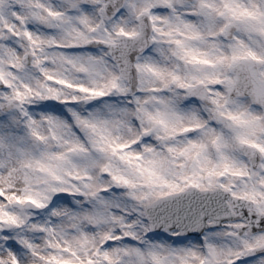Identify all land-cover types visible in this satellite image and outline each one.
<instances>
[{
    "label": "snow or ice",
    "instance_id": "1",
    "mask_svg": "<svg viewBox=\"0 0 264 264\" xmlns=\"http://www.w3.org/2000/svg\"><path fill=\"white\" fill-rule=\"evenodd\" d=\"M0 264H264V0H0Z\"/></svg>",
    "mask_w": 264,
    "mask_h": 264
}]
</instances>
